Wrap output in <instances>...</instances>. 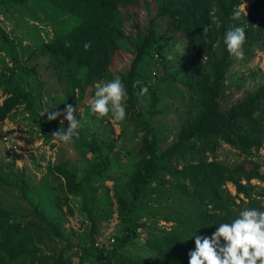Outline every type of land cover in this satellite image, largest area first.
Returning a JSON list of instances; mask_svg holds the SVG:
<instances>
[{
  "label": "trees",
  "instance_id": "trees-1",
  "mask_svg": "<svg viewBox=\"0 0 264 264\" xmlns=\"http://www.w3.org/2000/svg\"><path fill=\"white\" fill-rule=\"evenodd\" d=\"M243 1L155 0V16L149 20L141 41L133 46L124 86L131 96L137 67L145 54L158 48L162 41L180 35L191 40L188 49L192 60L184 68L190 73L186 84L192 92L191 109L176 141L166 149H159L155 134L141 138L140 159L127 183L130 197L117 196V213L124 226V235L119 245L107 254L99 251L100 261L107 263L138 236L139 229H144L145 244L155 259L141 264H189L196 236L211 237L220 223L230 222L244 208L264 211V192H258L252 184V181L264 184V173L258 165L246 168L215 159L185 161L179 169L174 165L176 160L186 156L194 140L200 144L198 152L213 151L221 141L245 158L253 157L264 146V86L253 89L242 101L224 111L218 106L226 72L234 60L223 43L228 27L245 29L244 52L249 49L264 51V11L260 12L263 0H254L247 14L239 9ZM140 3L141 0H0V7L35 22L45 19L55 23L54 39L39 45L35 55L45 60L59 84L71 92L77 91L82 101L86 99L89 84L80 73L92 60L106 66L112 63L114 51L111 47L118 48L117 43L125 40L120 8L137 7ZM237 11L241 13L240 18L233 20V13ZM164 19L166 27L157 35L154 24ZM217 23L221 26L217 27ZM99 24L110 43L99 31ZM85 42L91 44L88 50L84 49ZM19 78L12 71L0 80L4 96L0 104V122L19 105L33 108L32 93L20 85ZM156 102L157 97L153 95L152 103ZM34 112L30 110V114ZM89 151H97L99 161L79 180L64 164L54 167L55 178L59 182L62 180L64 191L81 198L84 203L91 179L109 168L108 159L101 155L95 141ZM166 176L171 180H165ZM228 184L233 187V194ZM0 185L18 187L24 194L22 186L9 182L8 174L1 170ZM162 200L168 203L162 206ZM32 210L34 218L60 237L55 224L48 222L36 206ZM88 214L94 227L91 213ZM7 216L0 208V264H10L15 257L35 261L38 249L33 237L39 238L40 223L31 219L21 225L9 221ZM159 221L169 227L158 226ZM39 264L46 263L40 261Z\"/></svg>",
  "mask_w": 264,
  "mask_h": 264
},
{
  "label": "rangeland",
  "instance_id": "rangeland-1",
  "mask_svg": "<svg viewBox=\"0 0 264 264\" xmlns=\"http://www.w3.org/2000/svg\"><path fill=\"white\" fill-rule=\"evenodd\" d=\"M253 1L244 0L239 9L247 14ZM263 11L264 0L260 12ZM120 15L125 40L117 43L118 48L111 47L114 58L110 65L92 60L80 73L89 84L86 99L80 101L78 92H71L59 84L53 71L45 65V60L35 55L39 45L54 39L55 23L45 19L35 22L0 7V80L9 72H16L20 85L32 93L31 109L35 111V114H30L31 109L22 104L0 122V170L8 174L9 182L21 185L24 191L23 194L18 187L0 185V208L11 222L25 225L32 219L41 225L39 238L37 235L33 237L34 246L38 249L37 259L31 261L15 257L10 264H39L40 261L46 264H141L155 259L145 244L144 229H139L138 236L125 244L107 263L100 261L98 256L99 251L107 254L118 246L124 235V226L117 213V196L130 197L127 183L140 159L141 138L155 134L159 149H166L176 141L190 112L192 92L186 84L190 73L184 68L192 60L188 49L191 40L174 35L168 41H162L158 48L149 50L138 64L133 94L130 96L127 92L126 119L119 123H115L110 115L98 119L90 114L89 105L95 85L116 76L124 84L133 46L141 41L149 20L155 16V0H141L137 7L120 8ZM166 23L164 19L154 24L157 35ZM98 29L105 41L110 43L101 24ZM244 53L245 58L234 59L226 72L218 99L220 111L239 103L253 89L264 86V51L249 49ZM144 87L148 92L140 95ZM153 95L157 97L154 104ZM3 99L0 88V104ZM67 105L76 109L74 115L80 120L79 137H74L67 144L55 143L49 131H58L62 127L61 121L67 130L69 125L64 118ZM44 107L61 115L54 121H48L47 114L45 117L39 115ZM3 136L16 145V150L7 149ZM93 141L101 155L108 159L109 168L101 176L91 179L84 203L81 198L64 191L60 184L62 180L59 182L55 178L54 167L64 164L76 180L83 178L99 161V153L89 151ZM193 143L188 146L186 156L175 161L176 168L182 167L185 161L215 159L246 168L258 165L264 173V146L253 157L245 158L221 141L213 151L205 152H198L200 144L195 140ZM165 180L170 181L171 178L166 176ZM252 184L258 192H264L263 183L252 181ZM227 187L233 194V187L230 184ZM166 203L168 201L162 200L160 204L165 206ZM33 206L48 222L57 226L60 237L34 218ZM88 212L94 220V227ZM157 225L169 227L162 221Z\"/></svg>",
  "mask_w": 264,
  "mask_h": 264
},
{
  "label": "clouds",
  "instance_id": "clouds-1",
  "mask_svg": "<svg viewBox=\"0 0 264 264\" xmlns=\"http://www.w3.org/2000/svg\"><path fill=\"white\" fill-rule=\"evenodd\" d=\"M241 13H233L232 19L238 20ZM221 25L217 23V27ZM207 34V28L204 30ZM246 40L245 29L242 26H230L224 33L223 43L230 57L243 60L245 53L243 45ZM91 47L90 42H85L84 49ZM148 92L144 87L140 95ZM127 91L119 76L110 81H100L95 85L94 96L89 100L90 114L98 119L111 116L115 123L126 119ZM53 109V108H52ZM76 109L71 105L65 108L64 118L68 128H63L52 133L55 143L67 144L73 138L79 137L78 129L80 120L76 118ZM48 121L56 120L61 113L52 112L48 107L40 110L39 115ZM189 264H264V211L244 208L238 216L230 222H222L216 227L211 237L195 238V249L189 253Z\"/></svg>",
  "mask_w": 264,
  "mask_h": 264
},
{
  "label": "built area",
  "instance_id": "built-area-1",
  "mask_svg": "<svg viewBox=\"0 0 264 264\" xmlns=\"http://www.w3.org/2000/svg\"><path fill=\"white\" fill-rule=\"evenodd\" d=\"M2 141L5 143V145L7 146V149H11V150H16V145L12 144L11 141H9V138L6 136L2 137ZM113 242V241H111ZM97 246V245H96ZM98 247V246H97Z\"/></svg>",
  "mask_w": 264,
  "mask_h": 264
}]
</instances>
